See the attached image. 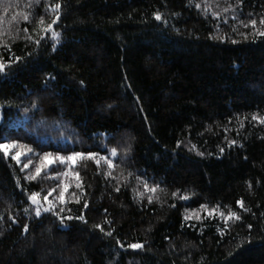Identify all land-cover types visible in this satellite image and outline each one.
Wrapping results in <instances>:
<instances>
[{
  "label": "trees",
  "instance_id": "trees-1",
  "mask_svg": "<svg viewBox=\"0 0 264 264\" xmlns=\"http://www.w3.org/2000/svg\"><path fill=\"white\" fill-rule=\"evenodd\" d=\"M262 20L264 0H0V264H264Z\"/></svg>",
  "mask_w": 264,
  "mask_h": 264
},
{
  "label": "snow or ice",
  "instance_id": "snow-or-ice-1",
  "mask_svg": "<svg viewBox=\"0 0 264 264\" xmlns=\"http://www.w3.org/2000/svg\"><path fill=\"white\" fill-rule=\"evenodd\" d=\"M198 6H199V5H198ZM60 7H61L60 4H56V5H55V9H59ZM23 18H24L25 20H27V19H28V16H27V15H24ZM161 18H162L161 15H160L159 13H157V14H156V19H157V20H160ZM57 19H59V17H57ZM55 22H56V21L54 20L53 23H55ZM40 23L43 25V23H44L43 19H41ZM251 23H252L253 26H255L257 22H256L255 20H252ZM261 23H264V20H262ZM49 29H51V25H49L48 28L45 29V31L47 32ZM53 35L58 37V36H59V33L53 32ZM259 35L264 36V31H259ZM36 43L39 44V40H37ZM18 59H19V58H18ZM5 67H6V65H5L4 63L0 62V71H3ZM253 119H258L259 122H260L261 124H264V117L253 116ZM231 143H232V144H235L236 141L233 140ZM15 146H17L16 142H13L12 144H0V149H2V150L4 151V154H5V155H7V154H8V150H9V148H11V147H15ZM193 147H195V146H193ZM221 152H223V149H221ZM112 154H113V155H116V150H115V149L112 150ZM45 155H46V157H47V156H51V153H46ZM83 155H84L83 153H73V155L70 156V157H58V159H60L61 161H64V160H74L75 158H77V157H82ZM88 155H89L90 157H92V158L95 157V154H92V153H89ZM201 155H203V153H201ZM15 158L18 159V157H15ZM102 159H107V158H106V157H102ZM96 162L99 163L98 160H97ZM109 164H111V161H109ZM39 171H40V170L37 169V175L39 174ZM78 186H79V185H78ZM145 187H148V185H147L146 182H145ZM157 187H158V186H157ZM157 187H153V188H151L150 191L155 192V191L157 190ZM117 191H119V189H117ZM38 195H39V194L34 193V194H32V196L30 197V199L33 201V203H38V200H37V196H38ZM141 196H143V193H141ZM45 199H47V197H45ZM151 199H152V198L149 197V201H151ZM238 203H240L241 207H243V201H242V200H241V201H238ZM51 207H52V206H51V204H50L49 208L45 209V211H50V210H51ZM217 207H219V206H217ZM36 214H37V215H40V209H39V208H37V210H36ZM57 214H58V213H57ZM211 214H212V213H209V215H211ZM220 215L223 216L224 214H223V213H220ZM233 217H234L235 219H237V220L240 219V217H239L238 215H236L235 213H229V214H228V218H229V219H232ZM61 219H63V217H61ZM69 219H72V218L69 217ZM77 219H80V220L83 221V220H84V217H83V216H80V217H77ZM85 222H86V221H85ZM109 223H110V221H109ZM95 227L100 228V230L103 231V226H102V225H96ZM251 227H252V226L249 225V228H251ZM25 230H27V229H25ZM107 235L111 236V235H112V232H108ZM121 246L123 247V245H121ZM129 247H131V248H133V249H139V248H142L143 245H142V244H130Z\"/></svg>",
  "mask_w": 264,
  "mask_h": 264
}]
</instances>
